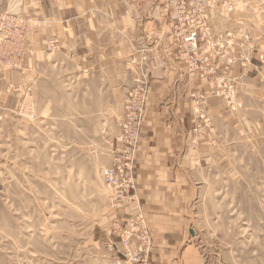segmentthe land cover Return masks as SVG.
<instances>
[{
	"label": "rangeland",
	"instance_id": "1",
	"mask_svg": "<svg viewBox=\"0 0 264 264\" xmlns=\"http://www.w3.org/2000/svg\"><path fill=\"white\" fill-rule=\"evenodd\" d=\"M66 3V20L48 22L4 0L26 31L20 60L0 64V264H264V0H103L87 17ZM108 43L130 64L116 99L78 77V58ZM142 57L151 71L184 68L183 175L178 188L143 195L137 154L132 200L116 205L101 172L121 147Z\"/></svg>",
	"mask_w": 264,
	"mask_h": 264
},
{
	"label": "crops",
	"instance_id": "2",
	"mask_svg": "<svg viewBox=\"0 0 264 264\" xmlns=\"http://www.w3.org/2000/svg\"><path fill=\"white\" fill-rule=\"evenodd\" d=\"M69 1L74 2L76 17H79L80 14L77 11H82L81 9H84L81 15L87 17L88 13L100 12L95 8L98 7V2L103 0H43V3L40 0H23V3L27 6L26 16L29 18L34 19L39 9L45 20L49 19L48 22H52L54 19H57V21L62 18L66 20V14L68 15L71 9V6L66 3ZM117 1L106 0L108 4ZM84 2L88 4L85 6ZM108 7L106 16L111 18L114 13L110 5ZM35 29L38 30L37 28L33 30ZM114 47L113 43L97 47L96 53L91 57L78 58L77 66L79 78L82 77L92 83L106 84L103 85L105 90L111 92L116 99L117 86L126 82L127 77H130L131 74L128 72L130 64L127 60L115 57L117 54L113 56L112 53H108L115 50ZM100 50L105 51L102 56H100ZM48 63L52 68L56 65L54 59L43 60V65H48ZM219 74H222L221 63L219 64ZM181 75L185 76L184 68L178 64H171L170 67H156L151 71L152 79L145 107V136L138 150L140 166L137 170V185L138 190L140 189L143 195L167 193L171 188L180 186L175 179L182 177L183 171L175 167L174 164L181 161L179 149L182 150V146H179L181 143L180 137L183 136V130L188 129L190 124V86H185L182 89V94L175 92L178 89ZM50 81L57 82V79L53 77ZM45 84L48 85V82L45 81ZM98 91L100 92V89H93L92 95L94 98L98 97ZM186 126L187 128H185ZM150 190L151 192L148 193ZM161 200L164 201L165 199L161 197L159 201Z\"/></svg>",
	"mask_w": 264,
	"mask_h": 264
},
{
	"label": "built area",
	"instance_id": "3",
	"mask_svg": "<svg viewBox=\"0 0 264 264\" xmlns=\"http://www.w3.org/2000/svg\"><path fill=\"white\" fill-rule=\"evenodd\" d=\"M25 31V20L19 15L5 12L3 0H0V64L12 65L20 60ZM209 32V28L206 27L204 34L209 35ZM185 42L191 51L196 50L198 46L196 32H190ZM48 49H51L50 44ZM164 62L163 58L162 63ZM136 65L139 66V72L133 78L134 87L127 94L124 105L125 117L116 139L121 147H117L112 153V166L101 172L104 184L113 191V203L116 205H125L132 200L130 195L134 190L133 168L143 138L148 83L152 78V67L147 57H142ZM214 73L215 70L209 67L208 74Z\"/></svg>",
	"mask_w": 264,
	"mask_h": 264
},
{
	"label": "bare ground",
	"instance_id": "4",
	"mask_svg": "<svg viewBox=\"0 0 264 264\" xmlns=\"http://www.w3.org/2000/svg\"><path fill=\"white\" fill-rule=\"evenodd\" d=\"M3 5H4V0H3ZM4 10V9H3ZM5 12L9 13L8 11L4 10ZM10 14H14V13H10ZM107 187V186H106ZM108 188V187H107ZM110 189V188H108ZM113 192V191H112Z\"/></svg>",
	"mask_w": 264,
	"mask_h": 264
}]
</instances>
